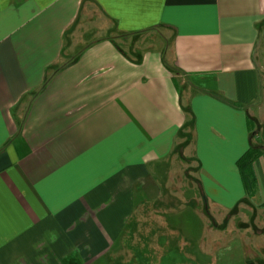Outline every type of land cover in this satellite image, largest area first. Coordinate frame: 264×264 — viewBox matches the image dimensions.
<instances>
[{
	"label": "crops",
	"instance_id": "crops-1",
	"mask_svg": "<svg viewBox=\"0 0 264 264\" xmlns=\"http://www.w3.org/2000/svg\"><path fill=\"white\" fill-rule=\"evenodd\" d=\"M90 6L123 38L171 35L134 58L110 35L72 55ZM263 29L264 0H0V264H109L147 204L166 221L184 207L204 212L199 199L263 212L264 156L252 196L237 166L264 146L249 115L264 114ZM187 113L198 186L180 185L172 210ZM246 211L225 234L264 255Z\"/></svg>",
	"mask_w": 264,
	"mask_h": 264
},
{
	"label": "rangeland",
	"instance_id": "rangeland-1",
	"mask_svg": "<svg viewBox=\"0 0 264 264\" xmlns=\"http://www.w3.org/2000/svg\"><path fill=\"white\" fill-rule=\"evenodd\" d=\"M88 9L81 15L79 23L70 33L71 39L69 38L70 41L67 43V50H71L72 55L79 52L90 41L102 35H110L117 38L118 44L134 58L143 51L160 48L162 41L167 43L171 35L165 30H157L141 36L123 38L115 32L114 24L98 9L94 6ZM260 50L261 58L258 65L262 82H264V29ZM15 114L19 119L22 118V109H18ZM249 115L254 124L252 136L255 142L253 143H256L257 136L264 128V114L261 112L260 115L259 113L255 115L251 111ZM192 149L193 130L191 125H188V129L177 141L171 160L173 164L171 179L176 182V191L172 192L173 195H170L169 202L166 204L171 209L179 208L180 192L177 191H183L180 185L192 183L198 186L199 165L192 154ZM261 149L264 151V146ZM187 191L195 195L197 199L196 192L188 189ZM199 200L204 212L199 214L189 207H184L176 211L169 221L164 220L163 217H152V206L159 207V205L147 204L144 219L136 220L135 225L133 223V227L122 237L118 251L113 252L109 264H248L245 257L249 255L253 264H264L262 253L251 255L252 253L247 250L242 251V248L238 247L237 238L232 234H225L232 233L235 228V218L244 209L247 210L246 216H242L245 218L244 226H251L257 235L264 234L262 207H258L260 209L258 211H263L259 212L260 214H255V209H250L246 205H241L228 213H221L208 206L203 199ZM194 204L196 203L193 202L192 205ZM162 215L165 216L166 213ZM247 215H249L248 218ZM236 223L238 226L242 225L240 222Z\"/></svg>",
	"mask_w": 264,
	"mask_h": 264
},
{
	"label": "trees",
	"instance_id": "trees-1",
	"mask_svg": "<svg viewBox=\"0 0 264 264\" xmlns=\"http://www.w3.org/2000/svg\"><path fill=\"white\" fill-rule=\"evenodd\" d=\"M189 120L187 125L181 131L179 137L182 136L184 131L188 129V125L193 128V115L187 113ZM264 156V152L261 149L251 147L238 161L237 166L241 173L243 183L249 195L252 196L256 189V176L254 173L253 165L257 159ZM264 206V205H263Z\"/></svg>",
	"mask_w": 264,
	"mask_h": 264
}]
</instances>
